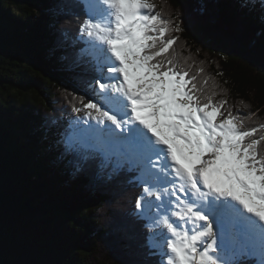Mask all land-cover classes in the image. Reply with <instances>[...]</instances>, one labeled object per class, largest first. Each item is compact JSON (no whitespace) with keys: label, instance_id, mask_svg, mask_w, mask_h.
Here are the masks:
<instances>
[{"label":"trees","instance_id":"trees-1","mask_svg":"<svg viewBox=\"0 0 264 264\" xmlns=\"http://www.w3.org/2000/svg\"><path fill=\"white\" fill-rule=\"evenodd\" d=\"M153 1L158 41L173 40L154 64L185 74L200 106L252 132L244 144L264 156V0ZM93 8L0 0V264H161L135 210L139 173L67 142L64 116L101 67L81 31Z\"/></svg>","mask_w":264,"mask_h":264},{"label":"snow or ice","instance_id":"snow-or-ice-1","mask_svg":"<svg viewBox=\"0 0 264 264\" xmlns=\"http://www.w3.org/2000/svg\"><path fill=\"white\" fill-rule=\"evenodd\" d=\"M101 3L110 11L89 16L81 31H87L89 37L95 35L107 45V52L100 57L103 67L95 81L103 103L86 105L98 113H89V118L103 127L89 125L79 130L80 146L135 158L142 171L154 180L155 187H163L162 179L164 183L175 182L160 172L174 173L186 194L189 189L191 195L201 192L202 185L207 190L205 199L194 202L191 195L180 197L187 205V215L176 213L185 223L188 219L194 225L203 222L193 234L178 231L179 225L173 227L165 220L171 234L167 240V264H225L219 258L216 239L222 233L203 207L209 201L207 197L226 198L264 221V156H258V142L244 144L245 137L253 133L241 132L232 119L217 123V109L211 104L200 106L186 90L185 74L171 68L161 71V64L150 63L173 44L171 39L158 41L156 33L163 36L164 29H158L157 23L163 22L145 12L151 10V5L144 0ZM104 69L110 75L105 76ZM106 121L120 133H115ZM148 190L151 192L152 186ZM168 196L166 202L162 195L157 199L160 206L172 211L173 193ZM143 207L138 200L137 208ZM236 223L245 236L254 229L264 234V229H258L241 215ZM158 244V234L146 237L150 255H155Z\"/></svg>","mask_w":264,"mask_h":264},{"label":"rangeland","instance_id":"rangeland-1","mask_svg":"<svg viewBox=\"0 0 264 264\" xmlns=\"http://www.w3.org/2000/svg\"><path fill=\"white\" fill-rule=\"evenodd\" d=\"M93 3L96 4V7L98 8L99 11L103 10V11H110L109 9H107L106 6L102 5L100 0H91ZM145 3L151 5V10H145V12H147V14L152 15L154 6H155V2L153 0H144ZM99 11H95L94 15H96ZM89 45L93 48H96L98 50H100V46H101V41H99L96 36H92L89 37ZM90 40H92L93 42L91 43ZM105 46V50L101 51L102 53H106L107 52V45L104 44ZM151 49L149 50V54H151ZM108 55H110V53H108ZM100 57V56H99ZM150 63H156V58H154L153 61H151ZM104 74L105 76L110 75L107 73L106 69H104ZM96 88V90L94 89ZM99 86H93V90L89 91L87 97L88 100L87 102H85L81 109L77 112L74 111L72 112V114L70 116H64V119L66 120L67 125L69 124V130L71 133V137H75L76 139H67V142L69 144H80V140L78 139V134H79V130L85 129L89 127V124H93L94 126H97V123L95 120L90 119L89 118V113H91L92 116H97L98 113H96V111L94 109H88L86 108V105L89 103H97V104H102L101 100H100V96H99ZM77 112V113H76ZM64 120V122H65ZM224 120H226L225 118L220 117L219 113H216V122L217 123H222ZM238 121V120H237ZM106 124H108L109 127H111V123L106 121ZM110 123V124H109ZM238 128H239V124L237 122H234ZM100 127H103V125H100ZM113 130H115V127H111ZM243 129V127H242ZM241 128H239V130H242ZM253 130V129H251ZM105 150H100L101 154H104ZM109 154H107V158H112L111 155H113L115 152L114 151H107ZM115 155H120L124 158H122L124 161L127 160V155H122L119 153H115ZM120 156H118L117 158H113V161H115L114 163H116L117 160H119ZM130 169L134 168L136 165V161L134 160L133 162H130ZM141 169V168H139ZM140 172V176H139V180L143 183V185L146 187L147 191L145 192V195L143 197L142 200V204L144 205L143 208H138L139 211L138 213L142 215V218L145 220H148L149 222H151L152 224V228H151V236H157L158 234V240H159V244L157 245V247L155 248L161 258V264H167V258H168V253H167V243H166V239L163 235V227L165 225V220L169 221V223H171V218H170V211L165 209L164 207L160 206L161 205V201L157 199L158 195H162L164 197L165 202L168 201L169 196L167 195V193L164 192V188L162 187H155L154 184V180L144 171L139 170ZM161 183L164 186V181L163 179L161 180ZM172 183H168L167 187H171V189L168 190V193H173L172 196V200L173 203L170 205V208L172 209V212L174 214L179 213V207L178 209H175L176 206L179 205V202H177L180 197L178 195H175V193H177V186H175L172 190ZM152 186V191L149 192V187ZM177 199V200H176ZM155 207V208H154ZM235 209V207H233ZM155 209V210H154ZM240 215V212L238 211L237 216ZM162 217H164V219H162ZM224 225H229V221H224L223 222ZM232 224V223H231ZM259 224L261 225L262 223L259 222ZM161 225V226H160ZM160 227V229H159ZM221 227V226H220ZM234 229V230H233ZM260 229V228H258ZM162 230V232H161ZM221 231V229H220ZM232 232V235H231ZM238 232V238L237 240L234 239L233 235ZM165 233V232H164ZM160 234V235H159ZM248 236H245L243 234H241V230L234 224V228L232 227L231 230H227V231H222V239L220 236L217 235L216 239H217V244L219 247V258L223 259L225 261V264H232L235 261L236 257H240L241 255H251L252 257H256V259L258 260L259 257H262V264H264V234H262L259 230H252L249 231ZM215 235V233H214ZM163 239V240H162ZM254 239H258L257 241H252ZM251 241V242H250ZM209 243H211V241H209ZM229 247V248H228ZM245 247H247L248 251L245 250ZM213 255H217L216 253H212ZM257 264V263H256Z\"/></svg>","mask_w":264,"mask_h":264},{"label":"bare ground","instance_id":"bare-ground-1","mask_svg":"<svg viewBox=\"0 0 264 264\" xmlns=\"http://www.w3.org/2000/svg\"><path fill=\"white\" fill-rule=\"evenodd\" d=\"M101 1V0H100ZM80 43V42H79ZM101 44V46H102V50L104 51L105 50V46H104V44L101 42L100 43ZM96 50H98L97 48H96ZM95 50V51H96ZM99 51V50H98ZM78 53V52H77ZM77 56V55H76ZM87 56V55H86ZM78 59V58H77ZM87 59V58H86ZM81 61V60H80ZM96 65V64H95ZM79 67V66H78ZM93 84V83H92ZM90 85V84H89ZM219 110V109H218ZM74 112V111H73ZM77 113V112H76ZM71 114H72V111H71ZM110 124V123H109ZM65 125L68 127V125H67V123H66V120H65ZM89 125H91V124H89ZM91 126H93V127H97V126H94L93 124L91 125ZM99 127V126H98ZM246 141H247V138H246ZM106 152H107V150H105ZM108 153V152H107ZM118 156H120V155H112V158H117ZM122 156H120V158H119V161H118V163L119 162H122L121 160H122ZM168 163L169 164H171V161L169 160L168 161ZM117 164V163H116ZM128 167H129V172L131 173V174H135V170L136 169H130V165H128ZM141 170V169H140ZM160 175L163 177V176H167V178L169 179V180H174L175 182L174 183H172V190H173V188L175 187V186H177L178 188H177V193H179V197H187L188 195H191V190L189 189L188 190V193L186 194L185 193V191H184V189H183V187L181 186V183L179 182V180L178 179H176L175 178V174L174 173H171L170 175L167 173V172H160ZM130 176H132V175H130ZM135 176V175H134ZM136 176H138L137 174H136ZM137 183V182H136ZM135 184V183H134ZM138 184V183H137ZM167 185H168V183H164V186H163V190H164V192L165 193H167V195H168V190L169 189H171V187H167ZM201 188H202V185H201ZM139 189V188H138ZM137 189V190H138ZM175 189V188H174ZM191 198L193 199V198H195V200H199V201H201L202 199H201V193H196V194H194V195H191ZM177 200V199H176ZM222 200H225V201H223V203H225L226 202V200L227 199H224V198H220L219 199V201H217V202H215V204H217L218 202H220V201H222ZM165 201V200H164ZM177 202H179V205L178 206H176L175 207V209H178V207H179V213L180 214H182V215H186V207H187V205H186V203L183 201V200H181V199H179ZM240 206V205H239ZM241 208L239 209V212H240V215L242 216V217H245L246 219H248V220H250V221H252L254 224H256L257 226H258V228H260V229H264V221H260L259 220V218L258 217H255L253 214H250V213H247L244 209H243V207L242 206H240ZM155 208V207H154ZM136 214L137 215H139V219L141 220V221H144V219L142 218V215L141 214H139L138 213V211H137V207H136ZM155 210V209H154ZM233 210V209H232ZM219 215H221V218H222V222H224V221H229V218H230V221H234V223H232V224H235L237 227H239V225L236 223V221H237V218L240 216V215H238L237 216V214H232V213H228L227 211H225V210H223L222 208H221V206H220V203H218L217 204V206L212 210V216L210 217V219L211 220H215L217 217H219ZM170 220H171V223L173 224V227H176V224L178 223V222H180L181 220H179V219H181V217H180V215H177V214H174L172 211H170ZM162 219H164V217H162ZM229 221V222H230ZM169 222V221H168ZM259 222L260 223H262L261 225L259 224ZM145 223V222H144ZM142 226V225H141ZM161 226V225H160ZM159 229H160V227H159ZM163 235H164V237H165V239H166V243H167V240L171 237V234L167 231V228H166V225H164V227H163ZM161 232H162V230H161ZM165 232V233H164ZM251 232H252V230H251ZM215 233V232H214ZM238 232H236L233 236V238L234 239H236L237 240V238H238ZM160 235V234H159ZM231 235H232V232H231ZM246 236H248V234L246 235ZM159 238V237H158ZM160 239V238H159ZM222 239V238H221ZM163 240V239H162ZM258 239H254V240H252V241H257ZM251 242V241H250ZM263 245H264V243H263ZM229 248V247H228ZM245 250L246 251H248V249H247V247H245ZM242 257H244V261H252L253 259H256V257H252L251 255H241ZM239 260V257H236L235 258V261H238ZM262 257H259L258 258V260H257V264H262ZM241 264H243V263H241Z\"/></svg>","mask_w":264,"mask_h":264}]
</instances>
